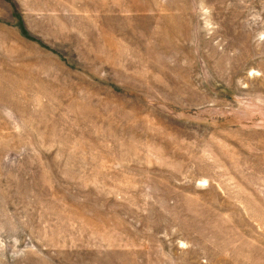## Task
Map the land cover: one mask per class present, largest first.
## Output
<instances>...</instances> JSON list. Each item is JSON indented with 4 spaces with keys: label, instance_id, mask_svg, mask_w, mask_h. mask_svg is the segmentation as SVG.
Instances as JSON below:
<instances>
[{
    "label": "rangeland",
    "instance_id": "374dc122",
    "mask_svg": "<svg viewBox=\"0 0 264 264\" xmlns=\"http://www.w3.org/2000/svg\"><path fill=\"white\" fill-rule=\"evenodd\" d=\"M0 264H264V0H0Z\"/></svg>",
    "mask_w": 264,
    "mask_h": 264
},
{
    "label": "trees",
    "instance_id": "16d2710c",
    "mask_svg": "<svg viewBox=\"0 0 264 264\" xmlns=\"http://www.w3.org/2000/svg\"><path fill=\"white\" fill-rule=\"evenodd\" d=\"M12 8H13V10L16 12V7H15V5H12ZM21 30H22V33H23L24 35H27V31L25 30L24 26H22V25H21Z\"/></svg>",
    "mask_w": 264,
    "mask_h": 264
}]
</instances>
